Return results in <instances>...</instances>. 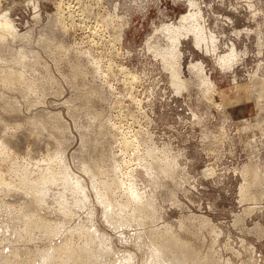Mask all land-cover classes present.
Segmentation results:
<instances>
[{
	"label": "rangeland",
	"instance_id": "1",
	"mask_svg": "<svg viewBox=\"0 0 264 264\" xmlns=\"http://www.w3.org/2000/svg\"><path fill=\"white\" fill-rule=\"evenodd\" d=\"M1 1L16 29L0 38V135L14 151L5 176L19 183L14 166H28L34 177L43 158L61 155L86 197L69 216L48 199L41 213L57 232L47 237L35 228L24 240L12 232L25 229L21 220L8 215L28 197L1 191L0 251L28 252L67 236L79 243L70 230L82 226L111 246L110 264H142L168 228L215 264H264V0H197L223 41L219 50L234 42L240 53L227 69L180 33L191 30L182 20L193 9L189 0ZM172 57L187 79L180 88L164 61ZM1 70L21 72L31 87L5 85ZM84 165L94 166L97 181L119 182L109 193L115 206L135 191L153 216L113 225ZM113 213L124 220L130 210ZM122 253L132 257L120 260ZM20 261L28 264L24 255Z\"/></svg>",
	"mask_w": 264,
	"mask_h": 264
},
{
	"label": "bare ground",
	"instance_id": "2",
	"mask_svg": "<svg viewBox=\"0 0 264 264\" xmlns=\"http://www.w3.org/2000/svg\"><path fill=\"white\" fill-rule=\"evenodd\" d=\"M1 2L2 1L0 0V6H1ZM188 5L192 6L193 9L192 10L189 9V11L182 16V20L191 22L190 23L191 30H189L188 28H184L183 31H181L180 33H183L184 37L190 36L192 42L196 47L203 49L205 53L208 52L209 54L215 56L216 57L215 62L216 65H218V67L222 69L233 67L234 64L240 61L239 58L241 57L240 53H238V50H236L234 42L231 43L229 48L227 46L228 50L226 49L225 51L223 48V51H220L219 47L221 45L219 46V42L221 43L223 41H219L220 37H218V34L216 33L217 32L216 29L215 32L209 28L210 26L206 25L208 23H206L205 16L203 14L204 12H202L203 9H201V5L199 6L197 0H189ZM247 5L251 6L252 4L248 3ZM232 14L234 13L232 12ZM226 19L229 22L231 21L228 16L226 17ZM9 33L16 34V29L15 26L13 25V21L10 20L8 14L1 9L0 38H3L6 34ZM172 35H173L172 42L176 41V39L178 38V34L173 33ZM220 36L222 37V35ZM224 39L226 38H223L222 40ZM225 44L227 45V43ZM173 58L174 57L168 59L165 58L164 61L167 63V65H169V68L171 70L170 71L171 81L175 84L176 88H180L186 84L187 79L182 78V76L180 75V70L178 65L172 64V61H174ZM191 65L193 66V68H197L199 78L205 79L202 62L195 61ZM258 69H260V67H258L256 70L250 73V75L252 74L249 77L251 81L255 80V75L260 74ZM1 72H3L1 75V79L7 86L11 85L10 82L13 81H20L24 83L22 84V86L26 84L27 88H30L32 85L31 82L29 83L28 80L24 79L21 72H15V71L4 72L3 70H1ZM262 80H263L262 83V87H263L264 79ZM207 94L208 97L210 98L211 93H207ZM215 103L220 106V103L218 102ZM13 152L14 151L12 150V148L9 147L8 142L5 141V139L0 135V160H1L0 161V193L1 191H3L4 194H12V193L16 194V192L19 191V192H24L28 197L22 202L19 209H17L16 214L11 212L10 215H8V219H16L17 221L21 220L20 224L23 225V227L25 228L24 230L13 228L12 232L14 233L15 238L24 239V240H33L34 238L33 229L35 228L41 229L42 233L43 234L45 233L47 237L54 235L57 232L56 230H58V226H57L58 224L56 222L55 223L49 222L48 219L45 216H43V213H41V211L46 212L47 210L46 205L48 199H51L50 202L53 201V203H56L57 210L59 212H61L65 216L71 215L74 206L83 203L84 198L86 197V192L84 190L82 181L80 180V177H78L71 171L72 169L69 167L65 159L60 155L57 158L51 156H46L45 158H43L42 159L43 163L42 164L40 163L39 167L36 170L37 174L34 177H30V172L32 169L29 168L28 166L26 167L14 166L13 171L18 175L20 181L19 183L13 182V180H9L5 176L6 172L7 171L11 172V170L5 169L3 165L4 162L11 157V154H13ZM150 166L153 167L152 165ZM93 167L94 166L92 165H84L83 169L88 173V177L91 179L92 183H95V188H96L95 191L97 194L96 200L100 201L103 207L106 208L104 214L108 221H111L113 225L117 226L123 224L126 221H129L132 218L137 221H142L146 216H153V214H150L148 211V208L146 206L147 203L142 201V197L135 191H131L129 193V197H127L126 199L124 198L125 199L124 201L118 200L119 203H116L115 206V203H113V201H110L111 198L109 197L110 195L109 193H111L119 185V182L110 175H106L104 179H98L97 181L96 179H94L96 173ZM98 168L95 169L101 173L103 170ZM54 184H58V185L61 184L62 187L56 193L50 192L53 189L52 187ZM72 194L75 195L74 199H71ZM88 194H90V192ZM2 201L5 202V200ZM114 207H117L120 210L129 208L130 213L128 218L126 217V219L124 220L114 218L113 216L115 215L113 213ZM6 225H9V220H7ZM93 229L90 227L86 228L82 226H78V227L76 226L75 228L70 230L72 234L76 232L79 235V237L82 238L79 243L74 242L70 237L67 236L56 243H52L50 241L47 243L46 246L36 245L34 246V248L29 249L28 252L22 248H13L8 251H0V264H20L21 262L20 259L22 255L25 256V260H27L28 264H110L107 257L109 256V253L112 252V248L109 245L103 244L102 241L99 242L96 241L95 240L96 237L95 235H93V232L95 230ZM150 243H151V248L148 251L149 255L148 257L145 258L142 264H148V263L149 264H164V263L215 264V260H213V258L209 256L210 254L202 255L198 251L199 247L197 249L196 248L197 246L195 247V245L191 241H188L187 238L182 237L178 233L173 232L168 228L163 232V234H160L157 237L155 235L154 239ZM226 255L227 254L225 253V256ZM131 257L132 254L128 255L122 253L120 260L122 259L130 260Z\"/></svg>",
	"mask_w": 264,
	"mask_h": 264
}]
</instances>
